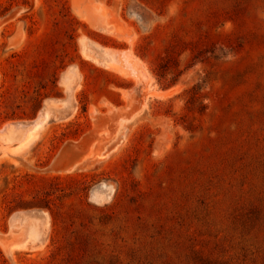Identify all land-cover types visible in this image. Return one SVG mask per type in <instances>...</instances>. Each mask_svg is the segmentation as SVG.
<instances>
[{
    "label": "rangeland",
    "instance_id": "1",
    "mask_svg": "<svg viewBox=\"0 0 264 264\" xmlns=\"http://www.w3.org/2000/svg\"><path fill=\"white\" fill-rule=\"evenodd\" d=\"M44 109L0 264H264V0H0V129Z\"/></svg>",
    "mask_w": 264,
    "mask_h": 264
},
{
    "label": "bare ground",
    "instance_id": "2",
    "mask_svg": "<svg viewBox=\"0 0 264 264\" xmlns=\"http://www.w3.org/2000/svg\"><path fill=\"white\" fill-rule=\"evenodd\" d=\"M105 53L108 54V57H109L108 60H107V66L109 68L114 69V70H118V71L122 70V72L125 73V71L123 70L124 67H120V65H119V63L117 61L116 54L113 53L110 50H106ZM124 59H126V58H124ZM136 64H138V63H136ZM131 66L133 67L132 64H131ZM133 69H134V67H133ZM136 69H139V68H136ZM128 70L126 72H128ZM122 72H120V73H122ZM170 93H171V90H163V91H161L159 93V95L166 96V95H168ZM46 111L47 110L44 109V112L42 114L43 118L40 121H36V122H34V124L31 123V125H27V123L26 124L25 123H14V124H10L9 123V124H6L3 128L0 129V139H1V141L5 142L8 145L14 144V146H12L10 148V150L20 149L21 147L25 146L27 143H29L32 139H34L38 135V133L40 131V128L43 126L44 121L48 117V113ZM28 124H30V123H28ZM47 229H48V226H47V223H45L44 230L46 231ZM26 234H27V236H26V241H27L28 238H29V234L28 233H26ZM26 241H24L22 243H25ZM39 243H36L34 245V247L35 246L38 247ZM30 244L33 245L34 242L30 243Z\"/></svg>",
    "mask_w": 264,
    "mask_h": 264
},
{
    "label": "crops",
    "instance_id": "3",
    "mask_svg": "<svg viewBox=\"0 0 264 264\" xmlns=\"http://www.w3.org/2000/svg\"><path fill=\"white\" fill-rule=\"evenodd\" d=\"M104 50H105V49H99L101 59H102V57H103ZM110 50L114 53V50H113V49H110ZM44 108H47V109H48L47 106H45ZM33 121H35V120H33ZM33 121H31V123H32Z\"/></svg>",
    "mask_w": 264,
    "mask_h": 264
},
{
    "label": "water",
    "instance_id": "4",
    "mask_svg": "<svg viewBox=\"0 0 264 264\" xmlns=\"http://www.w3.org/2000/svg\"><path fill=\"white\" fill-rule=\"evenodd\" d=\"M28 123H30V124H31V122H28ZM28 123H27V124H28ZM25 124H26V123H25Z\"/></svg>",
    "mask_w": 264,
    "mask_h": 264
}]
</instances>
